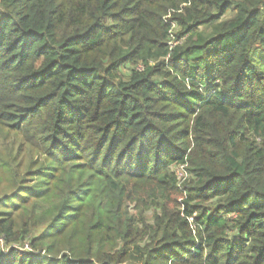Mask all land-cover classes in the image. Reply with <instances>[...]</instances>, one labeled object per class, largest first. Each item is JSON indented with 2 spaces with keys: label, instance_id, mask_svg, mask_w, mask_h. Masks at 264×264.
Wrapping results in <instances>:
<instances>
[{
  "label": "trees",
  "instance_id": "1",
  "mask_svg": "<svg viewBox=\"0 0 264 264\" xmlns=\"http://www.w3.org/2000/svg\"><path fill=\"white\" fill-rule=\"evenodd\" d=\"M264 0H0V264H264Z\"/></svg>",
  "mask_w": 264,
  "mask_h": 264
},
{
  "label": "rangeland",
  "instance_id": "2",
  "mask_svg": "<svg viewBox=\"0 0 264 264\" xmlns=\"http://www.w3.org/2000/svg\"><path fill=\"white\" fill-rule=\"evenodd\" d=\"M251 63L254 65H258L259 68L264 72V51L256 47L253 49L251 54Z\"/></svg>",
  "mask_w": 264,
  "mask_h": 264
}]
</instances>
